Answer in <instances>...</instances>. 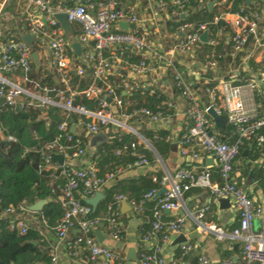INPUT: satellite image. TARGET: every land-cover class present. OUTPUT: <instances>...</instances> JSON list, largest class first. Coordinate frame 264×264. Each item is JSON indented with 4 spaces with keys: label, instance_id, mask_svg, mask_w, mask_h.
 <instances>
[{
    "label": "built area",
    "instance_id": "obj_1",
    "mask_svg": "<svg viewBox=\"0 0 264 264\" xmlns=\"http://www.w3.org/2000/svg\"><path fill=\"white\" fill-rule=\"evenodd\" d=\"M213 1L215 5L227 2L152 0L154 5L150 7L126 0H0V107L13 112L28 108L58 110L61 122L57 133L39 152L43 164L40 172L59 171L63 180L57 195L63 214L52 231L57 241L65 242L73 230H78L79 235L67 244L72 253L85 250L90 260L103 258L104 264H123L117 252L97 241L95 232L104 226L107 237L119 240L120 204L127 202L133 214L141 217L145 216L146 205L157 200L148 222L150 229L143 237V242L152 247L140 252L137 262L165 264L162 247L183 234L186 222L185 216L165 222V213L182 208L183 196L198 188L206 190L211 201H232L239 223L230 236L242 243L241 261L264 264V212L233 178L234 161L245 142L255 139L258 146L264 143V105L257 102L263 97L264 72H253L250 66L264 62V0H248L249 6L214 17L211 23H181L191 4L200 9ZM9 6L11 13L6 11ZM58 15L66 17L68 34L56 19ZM227 16L232 17L233 34L226 49L216 52L214 49L224 40L218 24ZM9 20L12 27L8 26ZM166 22L175 26L166 28ZM203 33L205 43L200 41ZM27 37L29 44L24 41ZM73 44L79 46V55L72 49ZM204 46L211 52H205ZM227 59L244 66L246 78L237 80L238 84L222 81L210 86L208 76L216 74L220 63ZM168 86L167 94L162 89ZM138 92L163 99L154 109H148L135 99ZM76 98L94 103L96 108L77 105ZM209 110L231 128L232 142L217 138ZM177 120L180 129L173 133L171 126ZM142 130L166 131L160 140L176 145L181 157L200 162L202 167L165 171L160 178L154 175L151 180L158 188L138 202L116 194L103 217L90 218L93 209L81 200L103 195L124 173L147 167L149 162L142 150L153 154L156 166L162 165ZM99 134L105 135V141L124 134L135 137L136 142L130 145L134 161L103 176L98 175L92 160L83 168L74 167L72 161L87 157L89 151L92 157L95 147L105 142L93 139ZM0 137L14 142L13 137L2 136L1 123ZM51 154L61 155L63 164L52 163ZM207 159L214 161L219 183L212 181L210 167L204 165ZM262 169L264 178V166ZM162 189L164 192L155 199ZM27 207L23 202L1 209L0 221H6L9 230L25 234L30 214ZM207 211L208 206L203 205L193 217L205 230L210 229L202 222ZM256 218L261 220L260 230L253 227ZM214 231L221 238L223 233ZM178 250L180 262L193 245L185 241ZM55 263L56 258L51 257V264ZM198 264H208L205 255L199 256Z\"/></svg>",
    "mask_w": 264,
    "mask_h": 264
},
{
    "label": "trees",
    "instance_id": "obj_2",
    "mask_svg": "<svg viewBox=\"0 0 264 264\" xmlns=\"http://www.w3.org/2000/svg\"><path fill=\"white\" fill-rule=\"evenodd\" d=\"M165 1L168 2V0ZM191 5V9L187 10L181 23L194 25L211 23L214 17L222 13H234L240 6L247 4L246 0H227L223 5H214L211 10L205 7L199 9L196 5ZM6 11L11 13V7L9 6ZM168 11L170 13V7ZM7 23L11 27L14 25L11 20ZM174 26L175 24L171 22L165 23L166 28ZM18 27L22 26L18 25ZM218 27H222V22H219ZM48 83L51 85V82ZM134 97L139 105L148 109H154L163 99L149 97L145 92H138ZM257 102L264 105V97L257 98ZM75 104L82 105L89 110L96 108V104L82 98H76ZM60 122L61 118L55 108L43 111L28 108L13 112L6 106L0 107L2 136L14 138V142H7L0 137V210L9 206L17 207L23 202L27 206L34 205L38 201L46 202L39 212L33 214L38 224L36 221L29 223L25 234L21 235L17 231L9 230L6 221H0V264H51L47 245L39 231L42 228L51 231L63 214L57 201L58 187L63 185V180L59 177V171L40 172L43 164L39 152L46 143L53 140L57 133L56 127ZM228 128L231 131V128ZM166 134L167 132L163 130L156 132L142 130V135L150 141L161 160L167 159L172 147L160 140ZM217 138L227 143L233 141V137L229 138L228 134L217 136ZM134 142H136L135 137L124 134L120 137L113 136L110 140L97 145L91 160L98 170V175L103 176L118 167L131 164L134 158L130 156V145ZM138 149L142 147L138 146ZM245 149H247V161L254 162L264 156V143L258 146L255 139L245 142L240 155ZM117 151L120 152L119 155L115 154ZM145 157L152 165L153 154L149 152ZM210 173L212 181L219 183L217 169H210ZM153 175L152 173L144 174L133 180H119L114 183L104 191V198L92 211L90 218L100 217L116 194H122L127 200L138 202L143 195L158 188V185L151 180ZM258 175L264 181L262 168L258 171ZM155 176L160 178L161 174L156 173ZM75 196L80 199L79 195ZM81 203L84 204V201L81 200ZM156 203L157 200H153L146 205L145 215L151 218L152 209ZM42 222H45V225H42ZM149 229V224L144 226L141 238Z\"/></svg>",
    "mask_w": 264,
    "mask_h": 264
},
{
    "label": "crops",
    "instance_id": "obj_3",
    "mask_svg": "<svg viewBox=\"0 0 264 264\" xmlns=\"http://www.w3.org/2000/svg\"><path fill=\"white\" fill-rule=\"evenodd\" d=\"M126 2L130 4L144 2L145 5H150V7L154 5L152 0H126ZM246 4V6H249L248 0H246ZM231 19V16H227L222 22V27L220 28L223 29L224 40L214 49L216 52H223L224 49H226L228 39L233 34ZM73 28L76 30L78 29L77 26H73ZM203 48L205 52H211L209 47L204 46ZM263 63L259 65L251 63L250 66L253 69V72H264ZM244 68V66H240L237 62H232L228 59L224 60L220 63L218 72L214 75L208 76L209 82L213 85H218L222 81H231L233 84H238L237 80L240 81L244 79V77L246 78ZM162 90L168 94L169 86L168 88L163 87ZM261 91L264 97V83L261 85ZM166 93L164 95H166ZM259 115H262V110L259 111ZM171 127L173 133H178L180 129V123L178 120L172 123ZM214 133L219 137L224 136V134H228L229 138L233 137L226 124L222 127H215ZM93 139L95 140V138ZM246 150L247 149H245L240 157L236 158L234 161L233 178L235 183L253 200L254 204L264 212V181H262L263 179H260L258 175V171L264 166V156L259 157L254 162H250L247 161ZM91 153L92 152L89 151L87 157L74 160L71 164L76 168L85 167L89 161L91 162ZM161 161L162 165L160 167L156 166L153 162L152 165L149 164L145 168L135 169L124 173L117 181L133 180L138 176L149 173L154 175L156 173L162 175L165 171L173 173L182 167H189L195 170L198 167H202L200 162H192L187 157H181L178 147L174 144L171 147L167 159ZM204 165L210 167V169L216 170L213 160L207 159ZM113 185L114 184L109 185L106 190ZM183 202L184 206L182 208L176 212H167L164 216L165 222L173 221L177 216L186 217L183 234L173 237L170 242L162 247V257L165 264H198V258L201 254L206 256L208 264H244L241 261L242 243L230 236L232 231L238 227L239 223V216L233 208L232 201H211L210 195L206 190L194 188L183 196ZM203 205L208 206V211L205 213L204 219L202 220V222L210 226V229L208 228L206 230L193 220V217L197 215L198 210ZM33 214L34 213H30L28 215V223L31 224L36 221V224H38ZM104 215L105 212H103L100 217H103ZM149 220L150 217L148 215L141 217L135 216L127 202H122L119 206V227L121 230L119 240H113L107 237L104 226L95 232V237L101 245L117 252L122 258L123 264H138L137 259L139 253L142 251H148L152 247L151 244L143 242L144 236L141 238L143 228L148 225ZM42 225H45V222H42ZM235 226L237 227L235 228ZM211 227H213L214 230H219L223 233L221 238H218L217 234L211 229ZM253 227L255 230L261 229L262 225L260 218H256L253 221ZM39 232L41 236H43L47 245L50 259L51 257L56 258L55 264H104L103 258L90 260L89 255L85 250H79L76 253H72L68 249L67 244L79 235L78 230H73L68 235V239L65 242L57 241L52 230L49 231L42 228ZM180 238H184L185 241L192 244L193 250L184 260L179 262L178 245L182 243L179 242Z\"/></svg>",
    "mask_w": 264,
    "mask_h": 264
},
{
    "label": "water",
    "instance_id": "obj_4",
    "mask_svg": "<svg viewBox=\"0 0 264 264\" xmlns=\"http://www.w3.org/2000/svg\"><path fill=\"white\" fill-rule=\"evenodd\" d=\"M214 4H215L214 1L209 3L207 5L208 10H211ZM56 19L59 21L60 25L65 30L66 34H68L69 30H70V27L67 24L66 17L64 15H58V16H56ZM121 28L123 30H127V26L126 25H121ZM130 28L133 29L134 26H130ZM24 41L27 44H29L30 43V38L27 37V38L24 39ZM200 41L202 43L206 42V33L202 34V36L200 37ZM71 47L75 51V54L79 55V51H80L79 50V46L77 44H73ZM32 58H33L34 63L36 64V54L35 53H33ZM2 104H3V100H0V105H2ZM208 115L213 120V122L215 123L216 127H222V126L225 125V121L222 118L217 117L212 110L208 111ZM147 153H148V151L146 149L141 151V154H143L144 156H146ZM50 161L52 163H56L59 166H61L63 164V157L61 155L51 154L50 155ZM163 192H164V189L160 190L157 193V195L155 196V199H158ZM102 199H103V195L102 194H97L93 198L85 200L84 203L86 205L90 206L93 209V211H94L96 209L98 203ZM226 201L227 200H220V202H226ZM45 203H46L45 201H38L34 205L28 206L27 209H28V211L30 213H36V212H39L42 209V207H43V205ZM184 241H185L184 238H180L179 239V242H184Z\"/></svg>",
    "mask_w": 264,
    "mask_h": 264
},
{
    "label": "rangeland",
    "instance_id": "obj_5",
    "mask_svg": "<svg viewBox=\"0 0 264 264\" xmlns=\"http://www.w3.org/2000/svg\"><path fill=\"white\" fill-rule=\"evenodd\" d=\"M0 27L2 28L3 24H1ZM105 139H106V137L103 134H99V135L95 136V140L97 142H103V141H105Z\"/></svg>",
    "mask_w": 264,
    "mask_h": 264
}]
</instances>
